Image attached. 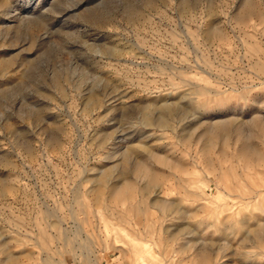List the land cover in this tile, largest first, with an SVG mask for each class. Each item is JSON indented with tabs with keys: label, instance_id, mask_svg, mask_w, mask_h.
I'll return each instance as SVG.
<instances>
[{
	"label": "rangeland",
	"instance_id": "374dc122",
	"mask_svg": "<svg viewBox=\"0 0 264 264\" xmlns=\"http://www.w3.org/2000/svg\"><path fill=\"white\" fill-rule=\"evenodd\" d=\"M258 224L264 0H0V264H264Z\"/></svg>",
	"mask_w": 264,
	"mask_h": 264
},
{
	"label": "bare ground",
	"instance_id": "6f19581e",
	"mask_svg": "<svg viewBox=\"0 0 264 264\" xmlns=\"http://www.w3.org/2000/svg\"><path fill=\"white\" fill-rule=\"evenodd\" d=\"M152 5H153V0H146V6L150 7ZM135 14L139 15V12L136 8H134L128 16H129V18H133V15H135ZM26 22L30 25L31 23H34L35 21L34 20H27V21H25V23ZM32 66H35V62H31V67ZM53 84L56 87L59 86V83L57 80H54ZM175 112H176V109L174 108V106L166 104V105L161 106V108L157 112V115H155L153 113V108L148 106V107L143 108L142 121L147 126L159 127L162 129H168L170 127L171 116ZM52 140L54 142H58L56 136L52 137ZM131 153L136 154L137 156H141V157L149 155V151L144 145L129 146V154H131ZM123 160L125 162V165L120 170V172H121L120 175H121V177L122 176L131 177L132 172L135 171V169L138 168L139 165L137 163H136L137 165H134V163H132L129 160L128 155H125L123 157ZM109 177H110L109 173H107L105 171L101 172V173H99V175H97L96 180H95V184L100 186V187H104V188H106V187L110 188L112 186L114 188L113 193H114L115 197H119L118 194H119V191H121L119 189L122 187L121 189L126 190L127 187L122 186V183H120V180L119 181H113V180L110 181ZM122 191H124V190H122ZM159 192H156V196L160 195ZM261 193L262 192L259 191L256 195V198L254 197L253 200H255V199L258 200L260 198V195H262ZM253 233H254L253 238L252 237L250 238V239H252V241H258L259 235H261L262 238H264V227L262 226V224H258L257 227L253 230ZM5 246H6V243L2 242L1 248L4 249ZM20 257H21L20 255H18V256L9 255L7 257V259L9 261H12V262H18V260H20L19 259ZM27 257H29V256L27 255Z\"/></svg>",
	"mask_w": 264,
	"mask_h": 264
}]
</instances>
